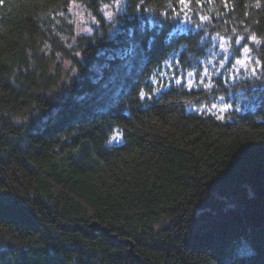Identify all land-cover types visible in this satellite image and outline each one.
I'll list each match as a JSON object with an SVG mask.
<instances>
[{
  "label": "trees",
  "instance_id": "obj_1",
  "mask_svg": "<svg viewBox=\"0 0 264 264\" xmlns=\"http://www.w3.org/2000/svg\"><path fill=\"white\" fill-rule=\"evenodd\" d=\"M214 38L264 65V0H0V264H264V67L206 88Z\"/></svg>",
  "mask_w": 264,
  "mask_h": 264
},
{
  "label": "rangeland",
  "instance_id": "obj_2",
  "mask_svg": "<svg viewBox=\"0 0 264 264\" xmlns=\"http://www.w3.org/2000/svg\"><path fill=\"white\" fill-rule=\"evenodd\" d=\"M119 7L118 5H113V6H104L103 7V14L105 17L106 21H109L112 16L118 11ZM69 14L71 16V18L74 20L75 24L77 23V25L79 26V30L81 32H85V33H91V25L95 24L94 20L89 16V14L82 8H80L78 5L74 4L72 5ZM109 14H110V18H109ZM214 44H217V48L215 51H213L208 59L206 60V68H203L202 73H201V79L206 80V83L204 82V85L208 84V80L209 78L213 75H217L221 69L225 66V64L227 63V61H229V50L227 48V43L225 42V40L221 39V38H214L213 39ZM221 44L224 45L225 51H221ZM243 50V49H242ZM240 52L239 57L240 58H246L243 55V52ZM248 56L250 57V59L248 60V66L246 68H242L239 65H235L234 61L236 58L230 60V67L228 68V79L230 82H232L234 77H244L246 76V74L251 73L252 74V63H253V59H252V55L249 53ZM205 70H207L208 75H204ZM245 72V73H244ZM250 74V75H251ZM249 75V74H248ZM250 105L249 102L247 100L244 101V103L238 107V108H245L246 106ZM225 108L224 106H218L216 105V107H213V109L215 111H217L218 113L223 112L222 109ZM228 108V106H227ZM225 111V110H224ZM114 138L116 139V135L114 136Z\"/></svg>",
  "mask_w": 264,
  "mask_h": 264
},
{
  "label": "snow or ice",
  "instance_id": "obj_3",
  "mask_svg": "<svg viewBox=\"0 0 264 264\" xmlns=\"http://www.w3.org/2000/svg\"><path fill=\"white\" fill-rule=\"evenodd\" d=\"M180 2H181L182 4H184V3H185V0H180ZM106 7H107V6H106ZM109 18H110V14H109ZM208 19H209V17H207V16H202V17H201V20H202V21H207ZM251 39H252L254 42H256V43H259V41H256L255 37H251ZM239 42H240L239 39H237V40H236V43H239ZM221 51H225V48H224V45H223V44H221ZM242 52H243V55H244L246 58H240V57H237V58L235 59V61H234V64H235V65H239V66L242 67V68H246V67L248 66V60L250 59V57L248 56V54L250 53V49L247 47V45H245V46L243 47ZM254 63L256 64V68H253V69H252V75H253V76H256V69H258V68H260V67H264V65H261V62H260L259 60H256ZM191 75H192V73L189 72V73H188V76L191 77ZM204 75H208L207 70H205ZM176 83H177V84L181 83V79H180L179 77L176 79ZM188 86H189V87L192 86L190 82H189V85H188ZM205 87H206V88H210V87H212V85H210V84H206ZM140 96H141V98H144L145 93H144V92H141V93H140ZM212 107H216V105H213ZM224 110H227V106H225V108L222 109V111H224Z\"/></svg>",
  "mask_w": 264,
  "mask_h": 264
}]
</instances>
